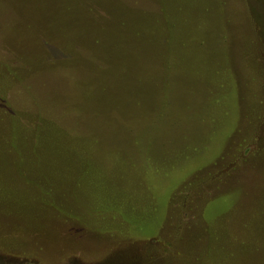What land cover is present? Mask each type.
<instances>
[{
  "label": "rangeland",
  "instance_id": "rangeland-1",
  "mask_svg": "<svg viewBox=\"0 0 264 264\" xmlns=\"http://www.w3.org/2000/svg\"><path fill=\"white\" fill-rule=\"evenodd\" d=\"M0 264H264V0H0Z\"/></svg>",
  "mask_w": 264,
  "mask_h": 264
},
{
  "label": "trees",
  "instance_id": "trees-1",
  "mask_svg": "<svg viewBox=\"0 0 264 264\" xmlns=\"http://www.w3.org/2000/svg\"><path fill=\"white\" fill-rule=\"evenodd\" d=\"M256 141V139L254 138V135H251L249 140L247 141V143L245 144V147H238L237 150H235V153L233 154V157L237 158L239 161H242L243 159L248 158V156H252L254 154H256V147H254V142ZM238 156H236L237 154ZM248 155V156H246ZM246 156V157H245ZM245 157V158H244ZM242 158V159H241ZM245 161V160H243Z\"/></svg>",
  "mask_w": 264,
  "mask_h": 264
}]
</instances>
